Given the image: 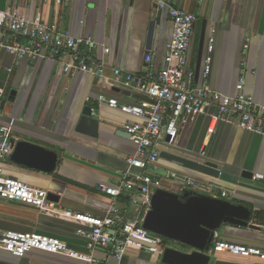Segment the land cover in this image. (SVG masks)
Instances as JSON below:
<instances>
[{
	"label": "crops",
	"instance_id": "crops-1",
	"mask_svg": "<svg viewBox=\"0 0 264 264\" xmlns=\"http://www.w3.org/2000/svg\"><path fill=\"white\" fill-rule=\"evenodd\" d=\"M157 1L68 0V4L58 5L56 0H0V11L17 10L30 20L39 15L47 26L54 25L75 36H91L98 47L90 57L105 64L103 76L98 77L65 71L54 60L16 58L0 48V78L5 90V103L0 109L4 120L12 124V138L36 143L58 154L53 173L8 160L3 166L4 174L57 195L56 203L61 213H87L99 218L111 207H127L123 196L114 200L97 191L96 185L99 182L118 184L127 169V156L135 151L129 138L122 135L125 132L122 126L142 119L99 103L97 98L103 94L115 98L119 104L150 102L145 94L116 86L112 79L114 68L143 75L165 67L164 56L172 35V23L167 10L157 7ZM163 1L196 16L187 52V67L194 72L192 84L199 85L203 81L204 60L212 40L209 86L233 95L243 72L244 92L264 107V0ZM6 40L21 41L11 33ZM148 53L151 54L150 63L145 61ZM85 107L92 108L99 122L96 137L75 130L78 116ZM208 124L207 115L198 116L180 129L175 145L163 149L187 158L214 162L229 174L241 176L242 172H249L252 179L241 177L240 180L260 189L179 171L175 162L160 158L156 172L162 179L161 188L179 192L185 189L181 182L167 177V174L182 173L200 183L195 189L188 188L190 191L218 198H222V191H227L222 199L248 206L252 211L250 224L256 228L222 225L214 235L209 264H264L255 257L243 258L212 250L217 240L264 249V179L254 177L256 173L264 175V136L223 121L207 135ZM80 227L83 226L64 216L45 214L29 205L0 201V231L40 232L58 237L71 249L87 254L86 238L76 234ZM91 253L101 264H164L161 255L153 254L147 260L143 253L135 250H130L120 262L101 248ZM24 259L29 264H85L41 251H32L23 257L0 251V264H18Z\"/></svg>",
	"mask_w": 264,
	"mask_h": 264
},
{
	"label": "built area",
	"instance_id": "built-area-1",
	"mask_svg": "<svg viewBox=\"0 0 264 264\" xmlns=\"http://www.w3.org/2000/svg\"><path fill=\"white\" fill-rule=\"evenodd\" d=\"M56 4L66 5L68 0H56ZM156 4L158 8L167 10L172 23V35L164 56L165 67L159 72L147 71L143 75L124 73L121 69L114 68L112 79L116 86L145 94L150 102L119 104L115 98L103 94L97 98L99 103H106L111 108H118L123 113L142 119L141 122L124 123L122 126L129 134L135 151L127 156V169L122 173L118 184L99 182L96 185L97 191L114 200L126 197L127 207H111L99 218L87 213H61L57 203L49 200L47 190L4 174L3 166L13 151V128L11 123L4 120L0 109V201L29 205L39 212L64 216L78 222L83 227L78 228L76 234L86 238L89 252L79 253L58 237L36 231L14 230L0 231V251L16 257L41 251L63 255L85 264H101L91 253L98 248L105 250L117 262L130 250L162 255L165 247L162 237L148 232L143 227V222L151 208L154 191L161 188L162 179L156 172V164L163 148L175 145L180 129L200 115L209 117L207 135H211L216 124L223 121L264 136V107L251 94L244 92V73L239 75L233 95L211 88L207 83L212 51L210 40L204 60L203 81L199 85L192 84L194 72L187 67V52L196 16L163 0H158ZM8 33L21 41L6 40ZM97 47V42L91 36H75L67 30H58L54 25L47 26L39 15L30 20L17 10L0 11V48L16 58L54 60L65 71H79L102 77L104 62L90 57ZM247 47L248 43L245 44V48ZM145 61L151 62L150 53L145 55ZM211 108L212 111L209 112ZM200 153L203 156L204 149ZM167 177L181 182L185 189L200 186L192 177H181L177 173L167 174ZM254 177L264 179V175L260 173H256ZM227 194V191H222V198ZM212 250L243 258L255 257L264 262V249L256 246L217 240Z\"/></svg>",
	"mask_w": 264,
	"mask_h": 264
},
{
	"label": "water",
	"instance_id": "water-1",
	"mask_svg": "<svg viewBox=\"0 0 264 264\" xmlns=\"http://www.w3.org/2000/svg\"><path fill=\"white\" fill-rule=\"evenodd\" d=\"M4 81L0 78V107L5 103ZM13 93V92H11ZM12 99V98H10ZM98 120L92 114V108L85 107L78 116L75 130L77 132L96 137ZM129 138V134L122 133ZM13 151L9 160L17 165L34 168L45 173H53L58 162V154L36 143L26 140L11 139ZM160 158L175 162V168L179 171L191 172L199 177L218 179L232 185L260 189L240 178L252 179V174L242 172L241 176L229 174L218 168L211 161H202L198 158H187L169 153L165 149L160 152ZM178 174V173H177ZM181 177H187L179 173ZM49 200L56 202L59 197L48 192ZM34 208V207H33ZM36 209V208H35ZM252 211L241 203L215 196L200 194L183 189L171 191L165 188H157L151 200V208L147 212L143 227L150 233L168 239L178 245L173 248L165 246L161 255L164 264H209V254L214 235L225 224L240 227H255L250 224ZM147 260L151 254L143 251ZM18 264H29L24 259Z\"/></svg>",
	"mask_w": 264,
	"mask_h": 264
},
{
	"label": "rangeland",
	"instance_id": "rangeland-1",
	"mask_svg": "<svg viewBox=\"0 0 264 264\" xmlns=\"http://www.w3.org/2000/svg\"><path fill=\"white\" fill-rule=\"evenodd\" d=\"M163 243H165V246H167V247L168 246H172V245L174 246V244H175L174 242H172V241H170L168 239H166L165 242H163Z\"/></svg>",
	"mask_w": 264,
	"mask_h": 264
},
{
	"label": "trees",
	"instance_id": "trees-1",
	"mask_svg": "<svg viewBox=\"0 0 264 264\" xmlns=\"http://www.w3.org/2000/svg\"><path fill=\"white\" fill-rule=\"evenodd\" d=\"M124 198L127 200V198H126V197H124ZM162 240H163V242H165V240H166V239H165V238H162Z\"/></svg>",
	"mask_w": 264,
	"mask_h": 264
}]
</instances>
